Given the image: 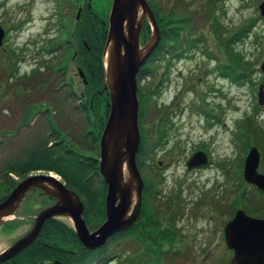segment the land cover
Instances as JSON below:
<instances>
[{
	"label": "rangeland",
	"instance_id": "1",
	"mask_svg": "<svg viewBox=\"0 0 264 264\" xmlns=\"http://www.w3.org/2000/svg\"><path fill=\"white\" fill-rule=\"evenodd\" d=\"M56 1L0 0V24L6 29L4 45L0 47V183L5 179L3 170L8 160L17 158L30 139L42 132L47 131V134L52 132L47 117L49 112L54 116L55 124L62 130L69 132L71 140L76 141L77 133L80 130L84 133L86 129L85 125L76 118L79 116H76L75 113L72 114L69 110V101L66 102L65 107H58L54 101L56 95L68 99L72 86L81 95L83 79L79 78V69L74 74L72 69L69 71L68 68H61L60 66V70H55L53 75L50 76L49 85L46 87H41V85L18 86L16 76L9 71V65L13 62L16 63L17 71L21 76L25 73L31 74L39 65L44 67L46 65L56 67L58 65H68V61H65L64 56L68 50L57 49L55 47L57 43L54 44L51 41L58 37V29L55 27L57 17L52 19L49 29L47 28L49 23L44 20L45 17L57 13ZM95 1H97L98 7H104L107 3H110V0ZM159 1L162 2L165 10L170 11V14H172V8L175 7L178 12L185 16L196 11L202 13L206 10L208 2V0ZM175 1L178 7L175 6ZM261 1L225 0L222 7L213 13V18L216 16L225 28L223 30L224 37L231 35L239 27L248 26L250 19L258 18L251 32L253 37L258 35V43L255 44L253 38H248L244 48L242 42L239 45L240 49L243 48L248 56L259 57L256 66L259 71L255 74L258 81L256 90L252 88L251 83L240 85L234 83L231 78L221 75L218 65L219 59L225 62L223 58L225 55L224 49L222 48L224 46L218 36L215 35L211 18L205 21L199 20L200 32L204 34L205 39L204 43L199 44L200 48L191 51V54H187L185 57L172 58L168 56L166 59H153L149 62L152 73L141 81L138 74V98L141 88L147 90L148 87L160 85L158 91L160 93L157 95V99L154 98L150 102L147 97L144 102L146 111L142 125L147 137L153 135V140L156 139L163 120L167 118L168 121V133L165 140L161 142V147L152 154L154 157L147 159L145 166H141L138 163L140 149L137 154V163L145 185L146 179H155L156 173H160L162 178L157 185V188L161 191L158 196V203L154 206L151 205V207L149 204H144L142 211L149 210L151 214H156L157 217L159 213L156 205L166 211L168 209L166 207L172 198L171 205L174 203L180 204L181 213L178 228L174 227L172 234L164 240L162 236L159 239L157 238L158 230L156 228L147 226L143 229L144 233L147 232V235L151 233L156 236L153 238L147 236L151 238L150 243L145 242L148 244L147 248L139 243V238L133 245L132 238L125 235L127 237L109 240L107 246L104 247L105 249L102 247L89 249L83 245L76 234L82 245L77 244L75 238L74 242L77 247L73 248L72 245H69L67 248L69 251L76 249L78 252H68L71 256L69 259L76 258L74 256L76 253L85 254L82 246L87 249L86 255H90L87 259L93 255L100 256L106 253L108 257H111L121 250H123L125 258L130 250L132 254H129V256L135 255L136 257L140 255L132 251L133 246L138 243L141 245L139 246L141 254L145 250L150 253L156 250L159 253L162 250L160 248V243H162L167 245L164 246L165 249L173 246L172 255L177 258V262L174 264H233L231 261L233 251L226 245L224 226L234 217L232 207L236 205V208L241 205V202L234 201L237 194L239 196L242 193L247 201H250V207H253L256 203H261L262 210L256 211V214H252L254 212L245 205L240 206L248 214L258 217H262L261 215L264 214V194L257 192V186L246 182L243 177L244 159L250 147L254 145L261 151L259 172L264 173V142H261V139L257 138L255 134L246 133L244 134L246 140L251 142L247 147L241 129L242 125L245 122L247 123L248 120H253L257 126L264 128V105L259 106L257 93V88L264 83L261 81V77L264 76L261 69V64L264 61V17L260 14L258 8ZM149 36L151 34L147 33V37L145 36L143 42ZM205 49L212 55L208 56ZM12 50H15L16 54ZM52 50L53 52H51ZM73 51H70L72 56ZM79 53L78 55H80ZM78 55L77 65L86 71L84 68L85 62L82 63ZM90 55L87 58L91 59ZM42 72H46V68L42 69ZM74 75L76 80L73 78ZM70 78L73 79L71 85H65V81ZM87 79L89 80L88 74ZM140 100L139 98V103ZM155 100L159 102V107L167 111L166 113L154 109ZM39 102H42L43 107L30 118V124L27 126L29 129L22 125L18 130L25 114L24 109ZM109 102L110 98L108 100L110 113ZM257 105L260 107L259 109ZM250 117H253V119ZM16 130L18 132L14 133ZM50 138L52 139V137ZM142 139L141 132V145ZM88 149L90 150L92 147H88ZM199 149H203L209 154L211 163L202 167L188 168L187 161ZM96 153L99 167L100 143ZM52 172L59 175L58 181L62 182L67 187L66 189H70L79 195L76 190L68 186L56 171L37 170L31 172L28 176L49 175ZM12 177L18 179L12 190L26 178H18L15 174H12ZM49 187L53 188L50 184ZM80 198L84 203L83 217L87 226L90 231L97 230L106 221V205L104 216L101 217V208H92L87 212L86 204L81 196ZM41 200H43L42 195L30 190L16 213L2 220L0 223V254L32 229L35 216L47 207L41 203ZM45 204L50 205L51 203L46 201ZM52 205L53 203L50 206ZM179 209L176 207L171 208L175 212H179ZM61 217L71 223L75 229L70 217ZM144 218L142 217L143 221L138 225L137 236H139L141 224L145 222ZM9 221L16 223L14 228L9 229L6 227V222ZM162 227L164 229L170 228L171 224L164 221ZM179 233L182 242L178 240ZM128 243L133 246L126 247L125 244ZM59 250L57 249L52 253L55 254L52 259H49L50 264H58L61 260L68 259L67 255L60 253ZM119 262L114 260L108 264H119ZM165 262V256L163 255L161 263L165 264ZM129 264L133 263L130 262Z\"/></svg>",
	"mask_w": 264,
	"mask_h": 264
},
{
	"label": "trees",
	"instance_id": "2",
	"mask_svg": "<svg viewBox=\"0 0 264 264\" xmlns=\"http://www.w3.org/2000/svg\"><path fill=\"white\" fill-rule=\"evenodd\" d=\"M149 2L155 9L157 16L156 18L162 27L161 41L153 52L150 61L153 59H166L168 56L172 58L185 57L187 54H191V51L200 48L199 44L204 43L205 39L204 34L200 32L199 20L205 21L211 18L215 35L218 36V38L221 40V44L224 46L222 48L224 49L225 55L223 58L225 62L219 59L218 65L221 75L231 78L234 83H238L240 85L251 83L252 88L256 90L258 81L255 78V74L259 71V69L256 67L258 65L259 57L248 56V54L243 51V48L248 38H253L254 43H258V35H255L254 37L253 35L251 36L252 29L255 26L258 18L250 19L248 26L239 27L234 33L224 37L223 30H225V28L219 22L216 16H214L215 19L213 18V13L217 12L220 7H222V4L225 2V0H208L207 8L202 13L196 11L194 13H188L186 16L178 12L177 8L175 7L172 8V14H170V11L165 10L162 2L159 0H149ZM175 6L178 7L176 1ZM79 36V33H77L78 38ZM105 40V33H93L92 39L89 43L90 50H88L85 46H82V48H79V50L77 49V52H80V55H78L81 58L80 60L82 63L85 62L84 68L86 69L85 72L88 74L89 78L84 89L86 97L80 95L73 86L71 92L69 91L68 99H63L57 95L54 97L55 104H57L58 107H65L66 102L69 101L68 103L70 105L68 106L67 104L69 110H71L72 114L75 113L76 116H79L76 118L79 122L85 125L86 129L84 133L80 130L79 133H77V137L75 138L76 141L71 140L69 138V132L59 128L55 124L54 116L49 112L47 117L48 123L50 124V127H52V132H49V134H47V131L42 132L33 139H30L26 146L22 148L20 155H18L17 158H13V160H8L5 164L3 170V176L5 179L0 183V201L5 199V197L11 192L12 188L18 182V179H14L12 174L17 175L18 178H24L31 172L37 170H46L48 172L56 171L62 176L68 186L76 190L83 198L86 204L87 212L92 208H101V217L104 216L107 185L105 184L99 171L96 150L99 147L101 134L108 117L107 115H109V96L104 92H101V90L104 89L103 82L105 79L103 66ZM240 42H242L243 47L241 49L239 46ZM12 52L16 54L15 50H12ZM51 52H53V50ZM206 53L208 56L212 55L208 50H206ZM89 55L91 56V59L87 58ZM64 56L65 61H68L72 58L71 52L64 54ZM88 61L90 64H86ZM14 64L16 65L14 62L9 65V71L12 73V75L16 76V79L18 80L17 85H26L29 87L31 85H41V87H46L49 85L50 76L53 75L55 70L59 71L60 66L61 68H67V65H58L57 67L54 65H46V67L39 65L32 71L31 74L25 73L21 76L17 71V65L15 66ZM44 68H46V72H42V69ZM150 73H152L150 64L142 67L139 72L140 81L143 80V78H146V76H149ZM261 78V81L264 82V76ZM71 81H73L72 78L68 79V81H65L64 84L67 86L69 84L71 85ZM159 87L160 85L158 84L148 87L147 90H143L141 88L139 92V98L141 99L139 123L143 139L138 154V163L141 166H145L147 159L149 160L150 158L154 157L152 154L161 147V142L165 140V136L168 133L167 118L164 119L162 125H160L158 137L154 140L153 135L147 137L145 129L142 125L146 111L144 102L147 97L150 102L154 98L157 99V95L160 93L158 92ZM147 91L148 95L146 96ZM159 105V102L155 100L154 109L166 113L167 111L159 107ZM42 107V102L27 106V108L24 109L25 114L18 130L22 127V125L27 127L30 124V118L38 113ZM257 108L259 109L260 107L257 105ZM250 118L253 119V117ZM27 129H29V127H27ZM241 129L242 135L246 133L255 134L257 138L261 139V142H264V128L257 126L253 120H248L247 123L245 122ZM18 130H16L14 133L18 132ZM10 137L12 136L10 135ZM50 137H52V139ZM245 142L247 147L251 143L246 140V136ZM88 147H92V149L89 150ZM155 176V179H146V185L143 190V205L149 204L150 207L151 205L154 206L158 203V196L161 192L160 189L157 188L158 182H160L162 179L161 174L156 173ZM257 192L264 194V191L258 189ZM170 200L172 201V198ZM171 201L169 202V205H167L166 208L168 209L166 211L162 210L160 207H158V205H156L157 211L159 213L157 217L156 214H151L149 210L142 211V217H145V222L141 224L139 236H137L138 225L142 222L135 224L134 227L129 229L127 232L116 234L113 239H119L122 237L124 238V236L127 235L128 238H132V244L134 245V243H136L139 238L142 246L147 248L148 244L146 243L151 240L150 237L153 238L156 236L148 233L150 237H147V232L144 233L145 231H143V229L147 228V226H153L158 230L157 238L159 239L162 236L164 240H166V237H169L170 234H172V227L174 228L178 223L181 213L179 209L180 204L174 203L171 205ZM234 201L241 202V205L237 206L236 208V205L232 207L233 214H235V212L240 209V206L243 205L248 207V209L250 208L252 212H254H251L252 214H256V211H259L260 209L262 210L261 203H256L253 207H250V201H247L242 193H240L239 196L237 194V197ZM162 203L164 204V202ZM173 207L178 208L179 212L172 211L171 208ZM261 216L264 217V214ZM164 221H166L168 224L170 223L171 227L164 229L162 227ZM14 224L16 225L15 222H6V227L12 229L15 227ZM75 238L77 244L81 246L82 244L76 236L74 230L69 225L56 221V218H53L45 225L42 233L35 243L23 250V252L17 256L16 264H40L43 261L52 259L55 254L52 253L57 249H60V253L67 254L68 259H65L63 264H86L87 261H94L98 258L99 262L102 260L97 255H93L87 259L90 255H86L87 249L83 246L82 250L85 254L76 253L74 254L76 258L69 259L71 257L70 253L78 252L77 250H74L73 252L69 251L67 248L69 245H72L73 248L77 247L74 242ZM43 242H45V244H42ZM132 244L128 243L125 246L131 247L133 246ZM132 251L134 253H138V244L133 246ZM128 253L132 254L131 250ZM129 254L127 256L125 255L124 258L123 250H121L117 254H114V256L108 257V254L106 253L102 257L106 264L114 260H118L119 262L123 258L124 259L119 262V264H129L130 262L134 264L135 261L138 262V264H160L161 262V257L158 256V253L152 255L148 250H145L143 254H140L138 257L139 259L136 258L135 255L129 256ZM176 260L177 258L173 257L171 263L169 264H174ZM0 264L9 263L4 262Z\"/></svg>",
	"mask_w": 264,
	"mask_h": 264
},
{
	"label": "water",
	"instance_id": "3",
	"mask_svg": "<svg viewBox=\"0 0 264 264\" xmlns=\"http://www.w3.org/2000/svg\"><path fill=\"white\" fill-rule=\"evenodd\" d=\"M259 10L264 17V0ZM144 18L148 20L151 36L141 47ZM5 35V28L0 24V47ZM160 40L161 29L148 0H113L103 51L104 87L109 89L110 113L100 138L99 153V171L107 185L106 221L97 230L90 231L83 217L84 203L76 192L66 189L50 174L30 175L0 202V223L16 213L30 190L41 189L58 200L35 216L32 229L0 254V262L15 257L34 243L46 222L57 216L71 218L80 241L89 249L105 245L115 233L131 228L141 219L145 183L137 163L141 146L138 74ZM261 69L264 72V61ZM258 101L264 105V83L258 88ZM207 162L208 155L197 151L187 165L192 168ZM260 162V150L252 146L244 162V179L264 190ZM224 232L228 248L234 251L233 264H264V218L239 209L224 226Z\"/></svg>",
	"mask_w": 264,
	"mask_h": 264
},
{
	"label": "flooded vegetation",
	"instance_id": "4",
	"mask_svg": "<svg viewBox=\"0 0 264 264\" xmlns=\"http://www.w3.org/2000/svg\"><path fill=\"white\" fill-rule=\"evenodd\" d=\"M112 2H113V0H110V3H107L104 7L103 6L98 7L97 1H95V0H57L56 1V7H55L57 10V13L55 12V14L53 13L52 15H49L48 17L44 18V20L47 23H49L47 26V28L49 29L51 27L50 23L52 22V19L57 17V23H56L55 27L58 29V37H56L55 40H51V41H53L54 44L57 43V46L55 45V47L57 49L68 50L67 53H69L71 50H74L72 58L68 60L67 68L69 71H70V69H72L74 74H76V70L79 69V78L81 77L83 79V81H82L83 89L81 88V95L85 96V97H86V93L84 91V88H85L86 84L88 83V79H87V73L85 72V70L82 67L77 65V62H76L77 61L76 60L77 55H78L77 49L82 48V46H85L88 50H90L89 43L92 39L93 33H101V32L105 33L106 34L105 45H106V41H107V37H108V30H109V15L111 12ZM148 2H149V0H148ZM149 4H150V2H149ZM151 7L155 12V9L153 8V6H151ZM155 15H156V13H155ZM159 26H160V24H159ZM160 28H161V32H162V27L160 26ZM149 32L151 34V30H150V27L148 25V20H147V18H144L143 30L141 33V47L145 45L146 41L150 37L149 36L147 38V40L145 42H143V40H145L144 38H145L146 34ZM77 33H79V35H80L79 38L77 37ZM152 54H151V56H152ZM151 56H150V58H151ZM150 58L144 63V65L142 67L149 64ZM86 64H90L89 61ZM80 70H82L84 75H82ZM73 78L75 79V75L73 76ZM104 81H105V79H104ZM103 87H104V82H103ZM101 92H104L110 98L108 88L104 87V89L101 90ZM33 191L35 193L42 195L43 200H41V203L44 206L48 207L52 203L55 204L57 202V199H58L57 197H51L49 194H45L41 189H36ZM42 193L44 194V196ZM46 201H48L51 204L50 205L45 204ZM56 221H59V222H62L64 224L69 225L74 230V232L76 233V231L73 228V226L71 225V223L67 222L65 220V218L59 216V217H56ZM142 221L141 220L137 221L136 224L139 222H142ZM177 225H178V223L175 225V227H177ZM173 229L174 228L172 227V231H173ZM178 240L181 241V234L178 235ZM139 243H138V253L141 254L142 252L139 250V246H141V245H139ZM42 244H45V242H43ZM164 246H167V245L160 243V248L162 250L159 251L158 256L161 257V261H162V257L164 255L165 261H166L165 264H169V263H171V260L174 257L172 255L173 246H171L170 248H167V249H165ZM74 248H76V247H74ZM142 248H144V247H142ZM74 250H76V249H74ZM74 250H72V252ZM151 254L155 255V254H157V251L156 250L151 251ZM233 254H234V251H233ZM18 255H16L15 257H13L9 260L4 261V262L9 263V264H13V261L17 260ZM102 256L103 255L99 256L100 259H102L100 262H99V258H98V259H95L94 261H87L86 264H106V262L103 261ZM139 256H136V258H138ZM120 260H121V258H120ZM64 261H65V259L61 260V262H59V263L63 264ZM4 262H0V263H4ZM50 262H51L50 260H47V261L41 262L40 264H50ZM175 262H177V260ZM134 264H138V262L135 261ZM160 264H162V263L160 262Z\"/></svg>",
	"mask_w": 264,
	"mask_h": 264
},
{
	"label": "bare ground",
	"instance_id": "5",
	"mask_svg": "<svg viewBox=\"0 0 264 264\" xmlns=\"http://www.w3.org/2000/svg\"><path fill=\"white\" fill-rule=\"evenodd\" d=\"M50 175L53 176V177H55V178H57V179H59V175L56 174V173H54V172L50 173ZM6 218H8V217H6ZM6 218H4V219H6ZM132 227H134V226H132ZM132 227H131V228H132ZM131 228H129V229H131ZM129 229H127V230H123V231H120V232L115 233L113 236H111V237L109 238V240H112L113 237H114L116 234H118V233H122V232H127V231H129ZM109 240H108V241H109ZM108 241H107V243H108ZM107 243H106L105 245L101 246V247H102V248L106 247V246H107ZM123 245H124V244H123ZM125 245H127V244H125Z\"/></svg>",
	"mask_w": 264,
	"mask_h": 264
}]
</instances>
